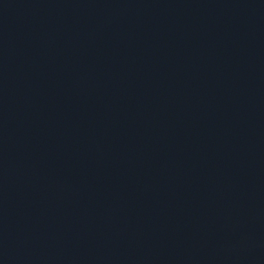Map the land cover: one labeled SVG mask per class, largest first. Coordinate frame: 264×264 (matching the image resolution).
<instances>
[{"label":"water","instance_id":"water-1","mask_svg":"<svg viewBox=\"0 0 264 264\" xmlns=\"http://www.w3.org/2000/svg\"><path fill=\"white\" fill-rule=\"evenodd\" d=\"M0 264H264V0H0Z\"/></svg>","mask_w":264,"mask_h":264}]
</instances>
